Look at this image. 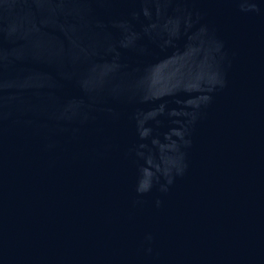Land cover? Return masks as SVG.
Masks as SVG:
<instances>
[{
	"label": "water",
	"instance_id": "1",
	"mask_svg": "<svg viewBox=\"0 0 264 264\" xmlns=\"http://www.w3.org/2000/svg\"><path fill=\"white\" fill-rule=\"evenodd\" d=\"M0 264H264V0H0Z\"/></svg>",
	"mask_w": 264,
	"mask_h": 264
}]
</instances>
